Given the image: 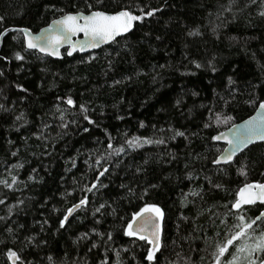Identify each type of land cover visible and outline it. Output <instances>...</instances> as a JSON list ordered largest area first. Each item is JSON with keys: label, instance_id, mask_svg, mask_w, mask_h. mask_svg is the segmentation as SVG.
Wrapping results in <instances>:
<instances>
[{"label": "trees", "instance_id": "trees-1", "mask_svg": "<svg viewBox=\"0 0 264 264\" xmlns=\"http://www.w3.org/2000/svg\"><path fill=\"white\" fill-rule=\"evenodd\" d=\"M71 2L76 3V0ZM50 3L64 7L65 11L73 10L69 0H0V16L5 17L0 30L30 27L38 32L59 16L58 12L46 10L45 6ZM143 5L161 10L142 24L137 23L134 31L119 39L118 44L107 45L91 54L77 52L67 56L64 52L62 59H53L28 50L24 51L25 61H16L11 57L15 51H23V36L10 32L0 38V57L11 58L0 59L3 72L0 104L11 108L8 113L0 111V179L11 182L6 168L21 163L24 167L15 169L12 175L27 184L26 188L23 184L17 185L20 190L14 193L0 185V198L3 193L9 194L6 203L14 204L16 199L25 201L8 221H0V264H11L7 257L10 248L21 255L25 264H85V261L100 264L105 255L109 264H147L145 242L133 244V238L120 231L121 222L110 216L96 225L99 231L113 232L110 244L89 252L92 240L99 243L97 237L77 241L81 233L94 226L90 208L87 216L84 210H78L66 228L59 229V219L72 204L87 195L91 204L98 205L109 194L116 195L120 183L132 186L137 195L149 184L157 185L143 200L134 197L129 202L125 199L119 215L127 220L144 203H155L162 208L165 249L162 255L157 254L160 264L170 261L201 264L202 256L205 257L203 264H208L214 244L226 238L221 231L223 226L215 229L210 225V218H214L210 213L223 211L217 205L232 200L244 183L264 182V143L251 146L234 164L225 166L223 176L219 174L218 166L211 161L223 151L224 145L211 137L231 127V123L216 124L215 115L210 116L208 111L211 108L213 113L231 115L232 122L237 123L252 115L258 107L247 103L250 94L264 99V17L258 14L264 5L260 0L255 4L239 0L243 11L236 12L233 7L231 13L220 7L227 6L228 0H142ZM220 12L223 15L218 19ZM221 21L224 26L214 33L213 27ZM193 30H198L200 35L189 36ZM90 56L96 59L80 62L81 59L88 61ZM109 60L112 61L110 69ZM192 61L202 67L197 69ZM209 61L217 69L215 72L209 67ZM229 76L235 82L232 86L228 85ZM116 80L121 83L114 84ZM16 84H22L27 93L17 89ZM230 87L237 91L231 92ZM69 95L77 105L73 111L78 112L80 104L87 105L88 114L99 127L89 125L79 115L68 114L66 119H78L81 129L89 127L90 132L78 131L73 125L67 129V135L62 138L58 135L62 130L57 127L58 114L53 115L54 104L57 96ZM177 99L182 100L179 107L175 106ZM21 112L27 124L14 123V117ZM117 115L124 118L118 120ZM141 121L145 125L143 128ZM207 122H211L212 127L204 128ZM44 123L52 127L43 129ZM169 127L185 132L187 139L177 137L163 145L128 150L122 156V168L113 169L109 178H102L104 183L111 180L107 191L93 194L81 190L94 179V172L85 164L89 152L103 151L107 146L105 129L114 138L113 146L119 147L126 138L133 136L166 138L172 134ZM41 131L47 139L33 135ZM14 151L17 152L15 157L11 155ZM70 158L75 159V168ZM95 158L93 156L89 162L94 164ZM242 163L247 165L246 175L239 174ZM137 166L143 168L142 173L136 174ZM188 172L193 174L192 180L186 179ZM29 175L34 179L29 181ZM204 175L212 177L213 183L223 184L228 191L211 190ZM201 185L202 200L191 195L184 199L183 193L200 190ZM65 192L71 195L64 196ZM120 195H124L123 190ZM5 214L6 208L0 206V215ZM257 214L256 208L249 212L250 216ZM45 219L47 224H43ZM5 224L16 229V239L5 230ZM21 224L24 228L18 229ZM217 231H221L219 237ZM28 236L36 237L34 244H26ZM181 237L188 239L181 240ZM205 238H210L208 245ZM173 240L177 241L176 245ZM39 241H46V244H39Z\"/></svg>", "mask_w": 264, "mask_h": 264}, {"label": "snow or ice", "instance_id": "snow-or-ice-1", "mask_svg": "<svg viewBox=\"0 0 264 264\" xmlns=\"http://www.w3.org/2000/svg\"><path fill=\"white\" fill-rule=\"evenodd\" d=\"M73 10L65 11L64 7H57L56 3H50L46 5V10L52 11L53 13H59L58 18L51 20L46 27L41 28L38 32H33L30 27H18V28H3L0 30V38L6 37L10 32H17L23 36V51H15L11 58L16 61H25L26 57L24 51L31 50L33 52H38L44 54L45 56L51 57H61V47L67 45L66 55L72 56L75 52H85L86 50H92L100 48L104 44H118L119 39H123L126 35L131 34L137 23L142 24L146 19L154 17L161 9L150 8L147 5L142 6V0H76V3H72L69 0ZM252 4H255L257 0H250ZM261 5H264V0H260ZM224 11L233 12V7L236 8V12H242L243 9L239 7V0H228V5H221ZM247 7V5H245ZM259 16L264 17V9L259 13ZM223 13H218L217 18L219 19ZM235 18V13H233ZM5 21L4 16H0V25ZM224 26L223 21L220 24L213 27V32L215 33L218 28ZM79 34L83 35V39H73ZM189 36L200 35L198 30H193L188 33ZM13 40L16 39L15 36L12 37ZM157 40L160 37L156 38ZM109 55H111L109 53ZM119 56V52L116 53ZM8 56H2L0 59L5 61L11 59ZM39 59V57H38ZM95 56H90L88 61L81 59V63L91 62L95 60ZM197 69L201 68L202 65L196 61H192ZM109 69L112 66V61H108ZM160 67H164L161 65ZM209 67L213 72L217 69L209 61ZM43 71V69H42ZM3 72L0 71V76ZM128 79V78H126ZM114 84H119L121 81L116 80ZM235 82L231 76L228 77V85L232 86ZM260 85H255L254 87H259ZM15 87L22 92L27 93V89L24 88L22 84H16ZM231 92H236L237 89L231 88ZM197 95V93H193ZM6 99V98H5ZM223 100V97H220ZM235 99V96H232ZM182 103L181 99H177L175 106L179 107ZM228 103V101H225ZM250 105L255 107V115L249 117V119L242 122V124H236L232 122L234 117L231 115H223L221 113H213V109H208L210 116L215 115L216 124H229L231 127L227 129L226 132H219L217 135L211 137L213 141H226L229 145L228 148L223 149L220 154L214 158L211 163L218 166L217 171L221 176L224 175L226 168L225 166H230L235 163L234 158L237 157L239 153H242L250 145L257 142H264V99L256 97L254 94H250L249 100L247 101ZM61 105H66V107H61ZM55 111L53 115L58 114L59 127L62 131L58 135L62 138L67 135V129L70 126H76L77 130H82L84 133H89V127H83L81 129L78 119H66L68 114L72 116L79 115L84 121H87L89 125H95L96 121L93 120L89 113V107L85 104H80L78 106V112L73 111L77 109L76 102L71 95L67 97H56V103L54 104ZM0 111L8 113L11 108L5 107L4 104H0ZM124 117L117 115L116 119L122 120ZM16 121H23L27 124L28 121L25 119V114L21 112L19 115L14 117V123ZM52 127L48 123L43 124V129H48ZM140 127H145L144 122H140ZM155 127V125H153ZM212 127L211 122L204 124V128ZM19 127L17 131H19ZM161 132L164 129H160ZM169 132L172 134L166 138L153 139L151 137H138L133 136L131 138H126L124 143L119 147L113 146V137L108 133L107 129L104 130V134L107 136V146L100 151L96 149L89 152V160L95 156L94 164L90 163L89 160H85V164L94 172V179L85 184L81 189L86 193H100L101 190L107 191L111 185V180L109 183H104L102 178H109L110 172L113 169H121L124 165L122 159L123 155H126L128 150H136L144 147L145 145L151 144H166L168 140H175L177 137H184L187 139L185 132L179 131L169 127ZM38 139H47L43 131L40 133H33ZM11 143V142H10ZM97 144L100 143L99 140L96 141ZM47 145H45V148ZM18 151V150H17ZM47 154V152H45ZM12 156H16L17 152H12ZM175 158V157H174ZM199 159V154H197ZM71 166L76 167V161L74 158H70ZM147 161H145V164ZM24 165L21 163H16L6 168L9 175L11 176V182L7 179H0V185L3 188L8 189L9 192L14 193L20 189L17 185L23 184L26 188L27 184L23 181L18 180L17 175H12L15 169L23 168ZM128 167H131L130 165ZM247 167L246 164H241V169L239 170L240 175H246L244 169ZM188 168V165H185ZM143 168L137 166L135 168L136 174L142 173ZM32 172L35 173L36 169L33 168ZM193 174L191 172L186 173V179L192 180ZM29 181L33 180L34 177L29 175L27 177ZM203 179L207 182L211 190H224L228 189L221 183H213L212 177L204 175ZM157 185L149 184L140 190L139 195H137L136 190L124 183L117 185L116 195L109 194L108 198L103 202L97 204H91L89 197L84 195L78 200L77 203L72 204L71 207L67 208L63 213L62 218L59 219V229H65L67 224L70 223V217L77 210H84L85 215H88V209H91V217L94 226L88 231L81 233L77 237L79 240H90L91 237L95 236L98 238L99 243L96 240L91 241V247L88 249L89 252L92 249H96L101 245H108L113 241L112 231H99L96 225L103 223L106 216L112 217L114 220H119L121 222L120 231L124 236L128 238H133L132 243L135 244L137 241H143L148 246L146 248V255L144 260L147 264H160L159 254H163L165 249L164 245V227L163 222L165 219V213L162 208L155 203H144L138 208L137 211L131 213L129 219L125 220L123 216L119 213L123 210L121 205L125 199L131 202L132 198H137L143 200L148 194L150 189L156 188ZM120 190H123L124 195H120ZM3 198H0V206L6 208V214L0 215V221H8L14 211L18 210L20 206L25 204L22 199H16L14 204L6 203L9 199L8 193H3ZM64 196L71 195V193L65 192ZM191 195L193 197H199L203 199V185H201L200 190H190L189 193H183L182 196L186 200L187 197ZM184 200H182V203ZM217 207L223 209V211L211 212L210 225L212 228L223 229L225 233V239L216 242L213 246V251L208 256V264H264V183L251 182L244 183L242 187L234 193V198L229 200ZM252 208H256L258 214L255 216H250L249 212ZM55 211V209H53ZM217 218L219 219V224H217ZM187 219V218H183ZM48 221L45 219L43 224H47ZM18 229H23L24 225H18ZM179 229V225L177 226ZM201 231H203V226H200ZM5 230L16 239L14 229L10 224H5ZM196 229L194 228L193 231ZM43 231V227H41ZM221 231H217L216 235L219 237ZM187 237H181V240H187ZM210 238H205V244L208 245ZM27 245L34 244L36 241L35 236L25 237ZM173 245L177 244L176 240L172 241ZM39 244H46V241H39ZM37 244L36 246H39ZM107 251V249H105ZM125 252L128 249H124ZM119 256V252H117ZM179 257V253H177ZM7 257L11 261V264H25L22 260L21 255L13 250L9 249L7 252ZM52 258L49 257V260ZM135 259V257H133ZM201 264H203L205 257H201ZM30 264V262H27ZM85 264L87 262L85 261ZM100 264H109V258L105 255L104 259L100 261ZM168 264H175V262H168ZM189 264L191 262L189 261Z\"/></svg>", "mask_w": 264, "mask_h": 264}, {"label": "water", "instance_id": "water-1", "mask_svg": "<svg viewBox=\"0 0 264 264\" xmlns=\"http://www.w3.org/2000/svg\"><path fill=\"white\" fill-rule=\"evenodd\" d=\"M46 27V26H45ZM35 33V32H34ZM84 37H83V35L82 34H79L77 37H73V39H83ZM107 45H109V44H104V45H102L100 48H97V49H92V50H86L85 52H79V51H77V52H79L80 54H91V53H94V52H97L98 50H100L101 48H103V47H105V46H107ZM66 50H67V45H64V46H62L61 47V53H62V56L61 57H51V56H48V57H51V58H53V59H62L63 58V55H64V52H66ZM77 52H75V53H77ZM41 54V53H40ZM42 55H44V54H42ZM253 115H255V111H254V113L252 114V115H250L249 117H251V116H253ZM249 117H247L246 119H244V120H242V121H240V122H237L236 124H242V122L243 121H245V120H247V119H249ZM230 128V127H229ZM228 129V128H227ZM227 129L226 130H224L223 132H226L227 131ZM218 143H220V144H222V145H224V149L225 148H228L229 147V145L226 143V141H223V140H221V141H217ZM259 143H264V142H257V143H255V144H253V145H256V144H259ZM253 145H250L247 149H249L251 146H253ZM247 149H245L244 151H246ZM243 151V152H244ZM242 152V153H243ZM242 153H239L238 155H237V157L239 156V155H241ZM237 157H235L234 158V160L237 158ZM262 183H264V182H262ZM78 211V210H77ZM76 211V212H77ZM75 212V213H76ZM74 215V214H73ZM71 218V217H70Z\"/></svg>", "mask_w": 264, "mask_h": 264}]
</instances>
